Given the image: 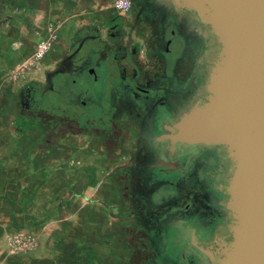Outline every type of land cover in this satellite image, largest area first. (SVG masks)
I'll use <instances>...</instances> for the list:
<instances>
[{
    "label": "flooded vegetation",
    "instance_id": "obj_1",
    "mask_svg": "<svg viewBox=\"0 0 264 264\" xmlns=\"http://www.w3.org/2000/svg\"><path fill=\"white\" fill-rule=\"evenodd\" d=\"M129 1L105 35L75 38L45 89H25L21 118L40 136L88 134L108 149L135 139L124 176L128 217L146 239L139 248L150 264H212L231 238L223 205L231 161L222 146L157 138L204 97L218 42L192 10Z\"/></svg>",
    "mask_w": 264,
    "mask_h": 264
},
{
    "label": "crops",
    "instance_id": "obj_2",
    "mask_svg": "<svg viewBox=\"0 0 264 264\" xmlns=\"http://www.w3.org/2000/svg\"><path fill=\"white\" fill-rule=\"evenodd\" d=\"M71 135L78 147L87 141ZM45 138L35 134L20 149L18 138L8 152L0 147V264H150L149 251L139 248L146 239L128 217L130 149H110L103 159L88 146L83 155L93 162L80 164L65 162L68 140L56 148L40 145Z\"/></svg>",
    "mask_w": 264,
    "mask_h": 264
},
{
    "label": "water",
    "instance_id": "obj_3",
    "mask_svg": "<svg viewBox=\"0 0 264 264\" xmlns=\"http://www.w3.org/2000/svg\"><path fill=\"white\" fill-rule=\"evenodd\" d=\"M164 1L194 11L218 49L204 97L157 140L225 148L231 238L219 242L211 262L264 264V0Z\"/></svg>",
    "mask_w": 264,
    "mask_h": 264
},
{
    "label": "rangeland",
    "instance_id": "obj_4",
    "mask_svg": "<svg viewBox=\"0 0 264 264\" xmlns=\"http://www.w3.org/2000/svg\"><path fill=\"white\" fill-rule=\"evenodd\" d=\"M129 2V0H43L42 4L33 5L30 0L1 1L0 147L6 148L8 152L15 147L18 138H20L18 149L31 146L28 142L33 141L35 133L31 126L22 120L20 113L25 89L30 86L45 89L48 86L47 75L61 66L62 58L75 38L83 30L105 35L104 25L108 26V22L113 19L120 22L126 18ZM119 3L122 4L121 8L117 7ZM95 28L99 30L96 32ZM43 42H49V50L42 59L37 60L34 54ZM77 138L72 137L71 132H61L43 139V144L40 145L58 148L56 145L58 140L60 143L68 140L69 144L65 148L69 149L70 155L65 158V162L73 161L80 164L93 162V157L83 155L82 150L85 147L86 151H89L88 146L96 145V152L104 153L103 159L109 151H115L104 147L103 144L98 148L99 142L88 134L84 145L78 147L73 141ZM134 143L135 139L131 143L125 141L120 149H131ZM123 156L125 159V155ZM113 158H116V155ZM112 167H115V163Z\"/></svg>",
    "mask_w": 264,
    "mask_h": 264
},
{
    "label": "built area",
    "instance_id": "obj_5",
    "mask_svg": "<svg viewBox=\"0 0 264 264\" xmlns=\"http://www.w3.org/2000/svg\"><path fill=\"white\" fill-rule=\"evenodd\" d=\"M117 7L118 8H121L122 7V4L119 3L117 4ZM49 42H43L41 43L39 46H38V49L36 50L35 54H34V57L37 59V60H40L42 59L45 54L47 53V51L49 50Z\"/></svg>",
    "mask_w": 264,
    "mask_h": 264
}]
</instances>
